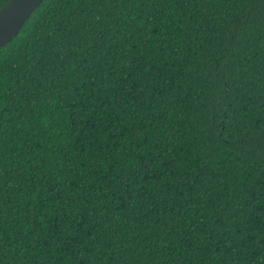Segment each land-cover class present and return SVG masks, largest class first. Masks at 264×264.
I'll use <instances>...</instances> for the list:
<instances>
[{"label":"trees","instance_id":"trees-1","mask_svg":"<svg viewBox=\"0 0 264 264\" xmlns=\"http://www.w3.org/2000/svg\"><path fill=\"white\" fill-rule=\"evenodd\" d=\"M0 264H264V0H42L0 46Z\"/></svg>","mask_w":264,"mask_h":264},{"label":"water","instance_id":"water-1","mask_svg":"<svg viewBox=\"0 0 264 264\" xmlns=\"http://www.w3.org/2000/svg\"><path fill=\"white\" fill-rule=\"evenodd\" d=\"M42 0H8L0 7V46L8 43Z\"/></svg>","mask_w":264,"mask_h":264}]
</instances>
